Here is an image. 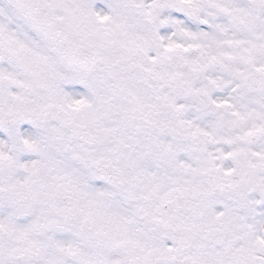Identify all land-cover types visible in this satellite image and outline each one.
<instances>
[{
	"label": "snow or ice",
	"instance_id": "1",
	"mask_svg": "<svg viewBox=\"0 0 264 264\" xmlns=\"http://www.w3.org/2000/svg\"><path fill=\"white\" fill-rule=\"evenodd\" d=\"M0 264H264V0H0Z\"/></svg>",
	"mask_w": 264,
	"mask_h": 264
}]
</instances>
